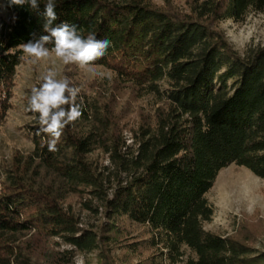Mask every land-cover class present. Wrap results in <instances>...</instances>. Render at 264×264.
I'll return each instance as SVG.
<instances>
[{
    "label": "trees",
    "instance_id": "1",
    "mask_svg": "<svg viewBox=\"0 0 264 264\" xmlns=\"http://www.w3.org/2000/svg\"><path fill=\"white\" fill-rule=\"evenodd\" d=\"M1 3L0 91L9 92L23 62L18 46L46 34V0L39 11ZM56 5L55 23L111 41L95 66L162 106L127 144L113 109L78 95L83 114L63 130L57 152L37 135L38 114L30 112L33 151L0 167V264H40V257L74 264L76 252L96 253L105 264H264V252L204 228L214 215L206 196L221 171L235 165L264 181V48L240 56L218 30L264 14V0H202L182 15L148 0ZM72 196L102 222L81 227L66 207ZM127 224L142 235H129ZM52 239L74 250L39 245ZM115 247L126 257L112 259Z\"/></svg>",
    "mask_w": 264,
    "mask_h": 264
},
{
    "label": "rangeland",
    "instance_id": "2",
    "mask_svg": "<svg viewBox=\"0 0 264 264\" xmlns=\"http://www.w3.org/2000/svg\"><path fill=\"white\" fill-rule=\"evenodd\" d=\"M148 1L158 9L182 15L190 13L191 7L202 0ZM0 16H7L4 5L0 7ZM218 30L240 56L264 48V14L250 13L243 22L228 21L220 24ZM52 60H55V65ZM52 60L33 64L23 53V62L16 70L12 88L9 92L0 91V108L2 110L4 105L7 108L0 123V167L12 166L15 158L26 157L33 151L28 135L34 120L30 112L26 111L27 101L31 88L39 86V78L49 68L55 67L61 76H68L73 86L81 89L79 95L98 99L111 107L115 114L114 122L122 128L127 144L132 143L133 132L152 120L156 109L162 106L157 104L153 96H143L131 85L120 83L114 73L106 68L95 66V71L100 75L92 76L74 64L63 65L54 55ZM92 157L102 164H108L107 158L100 152L94 153ZM3 181V177H0V192L4 188ZM206 198L214 208L212 220L204 224L206 231L245 242L257 251L264 252L263 180L246 169L232 165L219 173ZM82 201L72 196L67 200L66 207H71L81 227L98 226L102 222V215L85 210ZM126 228L131 236L142 235L141 228L128 224ZM39 245L50 251L74 250L60 239L39 242ZM125 253L115 247L111 258L120 261L126 257ZM148 254L144 253L146 256ZM73 261L74 264H105L96 253L76 252ZM39 263L44 264L41 257ZM179 264H185V260Z\"/></svg>",
    "mask_w": 264,
    "mask_h": 264
},
{
    "label": "clouds",
    "instance_id": "3",
    "mask_svg": "<svg viewBox=\"0 0 264 264\" xmlns=\"http://www.w3.org/2000/svg\"><path fill=\"white\" fill-rule=\"evenodd\" d=\"M25 5L32 10L40 9L39 0H7V7ZM56 6V0H46L42 13V27L46 34L34 37L18 48L33 64L52 60L54 55L63 65L74 64L92 76L100 75L95 71V62L103 58L111 41L97 39L95 33L84 37L75 25L67 22L55 23L58 20ZM49 44L53 45L51 49L47 46ZM52 63L55 65V60ZM39 79V86L31 88L26 111L38 114L37 135L46 134L49 137L46 141L48 151L57 152L63 130L83 114L81 103L77 102L81 89L73 86L68 76H61L55 67L49 68Z\"/></svg>",
    "mask_w": 264,
    "mask_h": 264
}]
</instances>
